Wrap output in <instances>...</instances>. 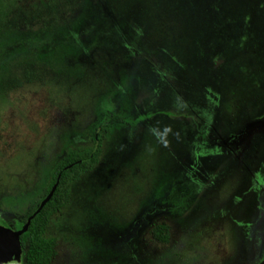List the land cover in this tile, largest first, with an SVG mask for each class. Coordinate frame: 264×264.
Returning a JSON list of instances; mask_svg holds the SVG:
<instances>
[{
  "label": "rangeland",
  "instance_id": "374dc122",
  "mask_svg": "<svg viewBox=\"0 0 264 264\" xmlns=\"http://www.w3.org/2000/svg\"><path fill=\"white\" fill-rule=\"evenodd\" d=\"M115 115L53 264L264 261V0H0V230Z\"/></svg>",
  "mask_w": 264,
  "mask_h": 264
},
{
  "label": "trees",
  "instance_id": "16d2710c",
  "mask_svg": "<svg viewBox=\"0 0 264 264\" xmlns=\"http://www.w3.org/2000/svg\"><path fill=\"white\" fill-rule=\"evenodd\" d=\"M52 2L53 0H49V4H52ZM40 9L45 11V7ZM123 123L124 120L119 115L106 119L96 132L91 147L69 150L54 167L52 180L46 195L40 199L39 204L21 220L17 227L10 228L13 231L22 232L28 219L37 211L41 202L56 184L58 177L61 176L58 188L50 202L34 217L28 231L21 235L23 245V261L21 264H53L57 255L58 242L56 238L48 236L51 220L59 215L71 202L73 186L99 166L103 155L105 135L115 126ZM151 235L157 242L168 243L171 236V227L166 223H161L152 228Z\"/></svg>",
  "mask_w": 264,
  "mask_h": 264
},
{
  "label": "water",
  "instance_id": "95a60500",
  "mask_svg": "<svg viewBox=\"0 0 264 264\" xmlns=\"http://www.w3.org/2000/svg\"><path fill=\"white\" fill-rule=\"evenodd\" d=\"M61 176L58 177L56 184L53 186L48 196L41 202L37 211L28 219L27 224L22 232L11 229L0 230V264H21L23 261V245L21 243L22 233H26L31 225L32 220L38 215L43 208L50 202L60 183ZM259 264H264V261Z\"/></svg>",
  "mask_w": 264,
  "mask_h": 264
}]
</instances>
